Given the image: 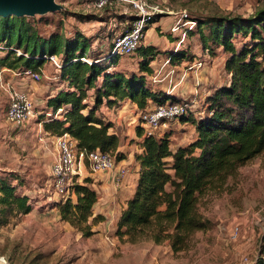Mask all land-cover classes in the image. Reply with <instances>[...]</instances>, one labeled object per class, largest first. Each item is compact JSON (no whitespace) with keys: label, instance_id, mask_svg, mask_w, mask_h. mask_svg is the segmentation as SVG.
Here are the masks:
<instances>
[{"label":"trees","instance_id":"1","mask_svg":"<svg viewBox=\"0 0 264 264\" xmlns=\"http://www.w3.org/2000/svg\"><path fill=\"white\" fill-rule=\"evenodd\" d=\"M102 11L115 9L107 6ZM58 13L61 18L73 15L80 21L97 19L96 15L70 14L65 9ZM118 19L122 25L118 34L99 51L92 50L91 38L79 30L63 32L60 19L54 22L49 14L0 18L1 69L36 70L49 55L61 63L55 71L66 88L46 100L50 118L42 120L45 133L51 137L65 133L77 149L109 152L115 163L125 159L118 152L120 139L99 109H114L130 102L140 113L165 102H181L161 89L151 88L146 76L152 74L150 63L159 54L168 57L171 64L194 59L180 47L160 52L151 45H140L134 51L139 57L138 68H122L123 59L112 53L113 44L130 27L134 16ZM193 21L195 26L186 29V35H196L200 48L210 56L217 50L226 53L229 78L207 95L204 114L178 119L193 128V136L185 145H174L169 127L157 135L146 134L141 126L136 128L141 152L133 158L139 166L138 176L115 224L118 237H126L131 243H167L173 253L187 250L197 232L211 228L200 212L201 198L219 190L241 166L264 151V7L247 17L204 15ZM50 24L57 27L43 32V26ZM238 37L244 40L236 45L233 41ZM15 48L22 55L17 56ZM59 108L61 118H54ZM19 186L21 180L15 173H0V228L33 209L31 198L18 193ZM68 191L69 195L60 197L53 208L61 221L88 238L95 233L93 226L104 221L102 215L94 214L98 194L89 178L81 182L73 179ZM261 243L254 264H264V236Z\"/></svg>","mask_w":264,"mask_h":264},{"label":"rangeland","instance_id":"2","mask_svg":"<svg viewBox=\"0 0 264 264\" xmlns=\"http://www.w3.org/2000/svg\"><path fill=\"white\" fill-rule=\"evenodd\" d=\"M55 2L70 14L97 16L95 20L80 21L73 15L61 18L58 13L60 11L49 14V18H53L54 22L60 19L63 32L79 30L91 38L92 50L107 48L122 26L118 19L120 16H134L125 5L114 7L115 11L94 12L90 9L92 0ZM147 2L158 5L165 14L161 17L158 15L148 24L140 45L150 44L160 52H170L180 47L192 54L194 59L191 62L165 65L169 58L159 54L150 63L152 74L147 75L146 80L151 88L165 91L175 101L188 103L189 113L200 116L206 110L204 102L207 94L229 78L225 70L227 54L217 50L215 56H210L202 51L196 35L182 37L187 25L181 18V12L186 11L190 19L204 15L228 14L247 17L264 7V0ZM55 27V24L43 26L42 31L48 33ZM174 27H178V30L172 32ZM180 39L184 40L178 46L177 41ZM242 40L244 39L238 37L233 42L238 45ZM121 59L122 68H138L139 57L136 52L130 56H121ZM196 61L202 62V66L199 69L191 68ZM41 68L43 74L41 80L36 83L12 77L7 72L3 73V77L10 79L16 88L28 95L35 107V115L21 126H13L7 121H3L0 126V130L5 132L3 137L0 135V153L6 157V165L14 170L13 173L21 180L18 193L29 196L33 208L30 214L20 216L8 226L0 228V257L4 258L5 264H254L264 236V151L241 166L219 190L209 192L201 198L200 212L210 221L211 228L205 232H197L191 239L189 248L183 252L173 253L167 243H131L126 237H118L115 234L116 220L126 201V195H118L123 178L115 184L109 177L110 188L104 193H97L98 202L104 201L103 205L108 207L103 216L104 221L93 226L92 231L95 233L92 236L83 237L61 221L53 208L54 198L60 197L55 195L50 187L51 155L43 146L45 142L47 148L54 152L53 138L44 135L42 126V120L50 118L46 114L48 110L45 101L49 92L40 93L42 86L48 82L46 77L57 75V72L46 62ZM57 82L61 83L59 79ZM3 93L0 89V112L8 106V98ZM41 95H44L43 98ZM126 103L109 109L113 111L109 117L103 116L106 119L111 118L113 130L120 139L118 152L128 161L139 149L136 128L141 125L136 114L138 110ZM168 131L172 134L174 145L186 143L193 136L192 126H182L179 120L170 122ZM8 134L12 137H8ZM40 138L43 143L39 141ZM116 167L120 168L117 164ZM131 167V163L121 166L125 172L130 171ZM98 175L95 174L96 177ZM103 195L108 197L102 199ZM235 227L238 228V236L235 240H230Z\"/></svg>","mask_w":264,"mask_h":264},{"label":"built area","instance_id":"3","mask_svg":"<svg viewBox=\"0 0 264 264\" xmlns=\"http://www.w3.org/2000/svg\"><path fill=\"white\" fill-rule=\"evenodd\" d=\"M125 5L134 13V20L130 27L118 37L113 44L112 53L128 56L131 55L140 46L144 33L151 18L165 14V11L158 5L149 4L147 0H92L90 9L94 12H100L105 7L114 8L116 6ZM181 18L184 20L187 29L195 26L193 19H190L186 11L181 12ZM178 27H174L172 32L177 31ZM182 37H186V31ZM184 40V39H183ZM183 40H178L180 46ZM17 56L22 55L21 50L13 49ZM43 60L52 66L55 70L60 69L61 63L54 55L44 56ZM82 62L89 63L87 58H80ZM170 60H166V63ZM202 62H194L192 67L199 69ZM10 73L12 77L22 78L36 83L41 80L43 70L25 69L23 71H10L7 69L0 70V89L8 95V106L5 111L6 121L16 127L21 126L27 120L35 115V107L28 95L16 88L10 79L3 77V73ZM59 108L54 114L61 113ZM190 106L185 102H165L162 105L154 106L147 111L138 114V121L148 135H157L160 131L166 130L170 122L178 120L180 117L188 116ZM50 116L49 114H47ZM48 135V134H47ZM54 156L50 165V187L58 197L66 198L69 195L68 186L73 177L79 175L80 168L86 166L92 174H110L115 184L125 175V170L116 167L114 158L109 152L100 150L86 151L76 148L74 141L67 134L54 136ZM42 138L39 139L41 141ZM238 236V228L235 227L230 235V240H235ZM0 264H5L4 258L0 257ZM248 264V263H247Z\"/></svg>","mask_w":264,"mask_h":264},{"label":"crops","instance_id":"4","mask_svg":"<svg viewBox=\"0 0 264 264\" xmlns=\"http://www.w3.org/2000/svg\"><path fill=\"white\" fill-rule=\"evenodd\" d=\"M149 31V30H148ZM148 31L146 33H148ZM145 46L147 45H150V44H144ZM6 78V77H4ZM47 79V84L45 86H42V88L40 89V93L41 94H46L47 92H49L46 97H45V101L50 97L52 96L53 94H55L56 92H58L59 90H62V88H66V83H59L57 82V75H52V76H47L46 77ZM3 91V90H2ZM4 95H6L5 97L8 98V95L5 91H3ZM208 95V94H207ZM43 98L44 95H41ZM42 100V99H41ZM126 104H131L132 106H134L132 103L130 102H127ZM5 110L4 111L2 110V112H0V126L1 124L3 123V121L5 122L6 121V118H5ZM99 112L101 114L102 117H104L103 115L109 117L113 111L107 109V107L105 106H102L100 109H99ZM60 114V113H59ZM58 114L57 118L60 119L61 116ZM137 114V118H138V114L139 112L136 113ZM104 120H107V121H110L111 118H103ZM181 125H187V123H181ZM5 134V132L3 130H0V135L1 137H3ZM46 133L44 132V135ZM6 136V135H5ZM8 137H12L11 134H8ZM43 143V139L40 141ZM180 146H183L185 145V143H180L178 144ZM43 146L49 150L50 152V159H49V162L53 160V156H54V152L47 148L46 146V143L44 142L43 143ZM1 147H0V151H1ZM141 152V149H138L136 151V153H140ZM126 163H131L132 164V167H131V170L128 171V172H125V175L122 177V182L120 184V191L118 192V195L119 196H125L126 197L124 198V200H127L133 193L134 191V188H135V182H136V179H137V176H138V170H139V166L138 164L135 162L134 158H128V161H127V158H125L124 160L120 161L117 163V165H119V167H121L122 165H125ZM7 164V160H6V157H4L1 153H0V173L1 172H14V170H11V168L9 166L6 165ZM111 175L110 174H99L97 177L95 176V174H92L89 172V170L87 169L86 166H83L80 168V172H79V175L74 177L73 179H75L76 181L78 182H81L84 178H89L91 179V186L94 190H96V192L98 194H101L102 192L104 193L105 190L109 189V185H110V178ZM111 186V185H110ZM109 187V188H108ZM108 197L103 195V197H101L102 199H104ZM50 199V198H49ZM59 199H56L54 198L53 202H57ZM52 202V203H53ZM104 202V201H103ZM103 202L102 203H97L95 208H94V212H96V214H100L102 216L105 215V212H106V209L108 207V205H103ZM54 210H56L54 208ZM31 213V212H30ZM28 213V214H30ZM27 214V215H28ZM26 216V215H24Z\"/></svg>","mask_w":264,"mask_h":264},{"label":"water","instance_id":"5","mask_svg":"<svg viewBox=\"0 0 264 264\" xmlns=\"http://www.w3.org/2000/svg\"><path fill=\"white\" fill-rule=\"evenodd\" d=\"M62 9L55 0H0V18L43 16Z\"/></svg>","mask_w":264,"mask_h":264}]
</instances>
